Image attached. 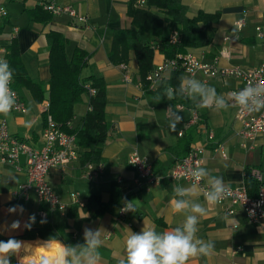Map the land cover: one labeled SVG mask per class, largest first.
Returning a JSON list of instances; mask_svg holds the SVG:
<instances>
[{"label": "crops", "instance_id": "obj_1", "mask_svg": "<svg viewBox=\"0 0 264 264\" xmlns=\"http://www.w3.org/2000/svg\"><path fill=\"white\" fill-rule=\"evenodd\" d=\"M180 1L187 6L189 17L199 10L207 13L218 11L219 19L203 27L208 43L184 48L178 54H192L207 63L216 58L217 65L221 67L239 66L249 69L264 62V0ZM55 2L69 6L77 14L85 16L86 22H79L65 12L50 14L44 22L32 20L31 16L39 6L37 0H0V4L8 11V16L0 24V45L7 49L6 58L8 47L14 44L26 75L41 83L44 89L43 99L38 102L28 88L16 85L26 112H12L7 117L0 115V121H6L12 136L33 148H41L45 124L43 106L48 102L50 79L46 35L51 31L61 33L66 39L65 54L68 59L75 49L86 53L81 77H100L105 82V119L109 130L99 162L102 173L94 180H88L84 176L88 162L82 164L80 156L64 167L51 169L46 180L65 205L64 213H61L51 211L46 203L39 202L33 191L27 199H16L13 195L18 185L26 181V153L19 154L18 167L0 162V241L23 234L25 223L34 214L36 222L31 227L46 218V223L51 225L65 224L68 238L65 243L39 238L21 241L31 242L35 246H44L42 243L48 241L49 245H54L58 250L61 244H82L85 227L100 228L104 243L100 248L99 264H118L120 259L125 258L128 229L139 233L145 226L162 232L183 223L184 215L174 213L170 206L174 195L172 186L179 184L187 187L192 183L172 180L168 172L190 147L201 146V166L206 167L214 176H222L230 187L245 185L246 168H256L264 177V134H258L252 140L243 138L239 133L242 126L236 117L235 107L227 111L199 108L190 99L176 98L171 105L180 111L178 114L183 119L177 124L176 131L170 130L165 112L169 104L164 100L156 103L154 98L159 95L160 89L169 86L175 73L184 75L182 70L165 72L155 87L149 86L146 79L142 81L134 54L130 52L127 63L122 64H127L131 80H122L121 64H112L108 60V53L114 32L133 27L129 15L131 7L137 9L133 0ZM138 9H147L163 16L162 12L148 6L147 1L145 7ZM256 27L261 29V35L257 33ZM233 28L237 29L235 35ZM179 32L180 26H175L171 35L174 33L177 36ZM165 58L154 46L152 69ZM194 78L224 95L239 85L238 79L206 78L201 72L196 73ZM90 97L88 91L81 94L80 101L73 106L74 115L67 122V128L80 126L89 110ZM192 110L200 117L197 125L189 123ZM209 130L214 134L211 140L206 137ZM218 146L221 149H217ZM133 150L148 160L157 177V181L148 188L134 181L136 172L128 164V155ZM71 192L79 194L84 203L82 207L72 202ZM90 196H95L97 203L104 205L103 209L89 203ZM123 197L131 202L134 212L128 211L124 218L117 220V210ZM194 199L204 202L200 187ZM12 206H23V213H9L8 209ZM227 208H232L233 213H227ZM38 210L44 211L45 216H38ZM16 220L20 221V228L10 229L9 226ZM198 229L197 237L214 241L215 250L208 257L191 258L188 264H264V219L247 221L238 206L224 201L208 206L207 215L200 217ZM10 260L11 264H19L17 256L10 257ZM23 264H29L28 260L25 259Z\"/></svg>", "mask_w": 264, "mask_h": 264}, {"label": "trees", "instance_id": "obj_2", "mask_svg": "<svg viewBox=\"0 0 264 264\" xmlns=\"http://www.w3.org/2000/svg\"><path fill=\"white\" fill-rule=\"evenodd\" d=\"M147 5L162 12L163 16L147 9H133L131 7L129 15L132 17L133 27L118 29L114 32L112 45L108 53V60L117 65L127 63L129 53L132 52L142 81L145 80V75L152 70L154 46L166 58H174L184 48L202 46L208 43L203 27L216 23L219 19L218 11L207 13L199 10L194 16L189 17L187 6L180 0H147ZM49 15V12L37 6L31 18L32 20L44 22L49 18ZM175 26H180V32L177 34L176 39L172 40L171 33ZM46 41L49 47L50 68L47 112L63 131L75 134V148L82 164L86 162L99 163L102 159L101 150L109 130V124L105 119V82L100 77H81L86 53L75 49L72 57L68 59L65 54L66 39L61 33L49 32L46 35ZM151 41H153V44H151ZM15 47L14 44L8 47L7 59L13 70V87L17 89L16 85L18 84L25 86L33 93L34 99L39 102L43 99V86L26 75ZM181 76L182 73H175L169 82V86L173 89L178 88ZM14 80H18L19 83L16 81L15 84ZM86 86L95 89V94L89 99L91 108L82 118L80 126L73 129L67 128V122L71 121L74 115L73 106L80 101L81 94L87 91ZM163 93L164 89H160L159 95H163ZM176 98L181 97H175L174 99ZM174 99L164 98L162 100L171 105ZM244 183L249 195L254 196L257 192L258 183L252 177L249 168L245 170ZM90 197L92 199H89V203L98 209H103L104 205L97 203L95 196ZM65 229V224L51 225L38 221L37 226L30 229L26 228L23 234L10 238L18 240L39 238L50 241L58 240L65 243V239L68 238Z\"/></svg>", "mask_w": 264, "mask_h": 264}, {"label": "built area", "instance_id": "obj_3", "mask_svg": "<svg viewBox=\"0 0 264 264\" xmlns=\"http://www.w3.org/2000/svg\"><path fill=\"white\" fill-rule=\"evenodd\" d=\"M147 0H133L137 8H143ZM38 5L49 12L50 14L57 15L60 13H67L72 18L77 19L79 22H86V17L77 14L72 8L65 5H60L55 0H37ZM8 16L6 8L0 4V24L3 18ZM256 31L261 35V29L256 27ZM16 32V28H14ZM171 39H176V34L171 35ZM7 49L5 46L0 45V60H5ZM9 64V63H8ZM10 66V65H9ZM122 69V80L129 82L130 75L127 64L120 65ZM182 70L184 75L195 76L196 73L201 72L206 78H228L232 77L239 80V85L233 88L232 91H238L245 87L249 82L264 83V62L249 69H244L239 66L221 67L217 65L216 58L211 62H202L192 54H177L174 58H165L158 63L146 76L149 86L155 87L156 84L162 79L163 74L168 71ZM191 70V71H190ZM11 88L17 94V103L12 112L24 113L26 106L20 98L17 90ZM89 96L95 94V90L86 86ZM181 106V104L179 105ZM91 106H89V109ZM236 109V117L241 121L240 135L243 138L252 140L258 134H264V110L260 112L247 113L242 112L238 107ZM48 102H45L43 111H45V124L42 131V146L39 149L29 146L26 142L12 136L7 129V123L3 119L0 121V162L8 163L18 167V156L20 153L27 154L26 163V181L19 184L13 191L16 199H27L29 193L33 191L39 202L47 204L51 211H59L64 213L65 205L60 201L58 196L53 192L50 184L46 180V175L51 169L64 167L67 163L78 159V151L75 148L76 136L73 133L63 131L59 125L48 114ZM11 112V113H12ZM200 117L195 110H192L189 119L190 124L199 122ZM207 139L211 140L214 134L211 130L206 133ZM217 149H221L218 146ZM202 152L201 146H192L187 153L177 160L168 172V176L172 180H183L185 182L193 183L190 176L187 175L189 168L194 167L197 162L202 164L200 153ZM128 164L135 170L136 177L135 183L144 185L148 188L151 184L157 181V177L153 174L151 166L144 157H142L137 150H133L128 155ZM100 173H102L101 164H94L88 162L84 170V176L88 180H94ZM250 173L255 181L258 183L257 192L254 196L249 195L245 185L230 187L231 195L224 199L230 202L232 206H238L247 221L255 222L264 219V177L260 170L251 168ZM202 193L207 190L208 185L203 180L198 182ZM71 200L79 207L84 205L81 197L77 192L70 193ZM124 198V197H123ZM129 202L127 198L121 201L117 210V220L124 218L128 212L126 203ZM221 202V203H222ZM259 206H256V205ZM255 214L249 215V209H253ZM227 213H233L232 208H227ZM40 217L45 216L42 210L37 211Z\"/></svg>", "mask_w": 264, "mask_h": 264}, {"label": "clouds", "instance_id": "obj_4", "mask_svg": "<svg viewBox=\"0 0 264 264\" xmlns=\"http://www.w3.org/2000/svg\"><path fill=\"white\" fill-rule=\"evenodd\" d=\"M235 35L237 29H232ZM191 71V70H190ZM13 81V70L5 60H0V115L9 116L17 103V94L11 88ZM175 97L190 99L196 107L209 108L214 110L227 111L231 107H238L242 112L254 113L264 110V83L249 82L238 91L218 94L217 90L191 75L180 77L179 87L173 89L165 86L163 95H157L154 99L159 103L162 99L169 100ZM169 119V128L176 131V126L183 117L180 111L169 105L165 111ZM187 175L193 180L190 186L174 184L172 186L173 198L170 206L174 213L184 215L181 225L158 232L155 228L143 227L139 233L129 230L125 239V258L118 261V264H188L194 257H208L215 250L214 241H205L197 237L200 217L206 216L208 206L220 204L231 195V188L225 183L222 176H214L199 162L187 171ZM201 180H206L208 188L203 192L204 202L194 199L196 197ZM256 206H259L258 204ZM127 211L134 212L131 202L126 203ZM9 213L21 214L23 206H12ZM255 214L254 208L249 209V215ZM227 219V217H225ZM36 222L35 215H31L25 223V227L30 229ZM41 223H46V218L41 219ZM20 221L16 220L9 226L10 229L20 228ZM82 244H61L56 254L46 257L33 253L31 243L15 238L7 241H0V264H11L10 257L17 256L19 264H23L25 259L29 264H99L101 260L100 248L104 241L101 239L100 228L92 229L85 227L83 231ZM49 247V242L42 243ZM21 253L23 255L21 256Z\"/></svg>", "mask_w": 264, "mask_h": 264}, {"label": "bare ground", "instance_id": "obj_5", "mask_svg": "<svg viewBox=\"0 0 264 264\" xmlns=\"http://www.w3.org/2000/svg\"><path fill=\"white\" fill-rule=\"evenodd\" d=\"M28 243H31V242H28ZM31 244H33V243H31ZM32 249H33L34 254L43 255V256L45 255V253L47 251L53 252L54 253L53 255H55L56 251H57V248L54 245H50L49 247L32 245Z\"/></svg>", "mask_w": 264, "mask_h": 264}, {"label": "rangeland", "instance_id": "obj_6", "mask_svg": "<svg viewBox=\"0 0 264 264\" xmlns=\"http://www.w3.org/2000/svg\"><path fill=\"white\" fill-rule=\"evenodd\" d=\"M37 245V244H36ZM48 253V254H47ZM52 254V255H51ZM54 253L53 252H49V251H47L46 253H45V255L44 256H46V257H52V256H54L53 255ZM26 260H28V259H26ZM28 262H29V260H28ZM37 264H38V262H37Z\"/></svg>", "mask_w": 264, "mask_h": 264}]
</instances>
